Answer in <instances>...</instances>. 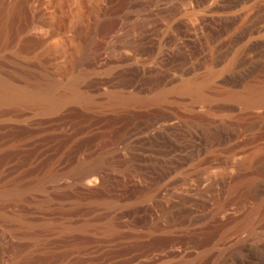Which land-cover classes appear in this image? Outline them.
Segmentation results:
<instances>
[{
    "label": "rangeland",
    "instance_id": "obj_1",
    "mask_svg": "<svg viewBox=\"0 0 264 264\" xmlns=\"http://www.w3.org/2000/svg\"><path fill=\"white\" fill-rule=\"evenodd\" d=\"M0 264H264V0H0Z\"/></svg>",
    "mask_w": 264,
    "mask_h": 264
}]
</instances>
